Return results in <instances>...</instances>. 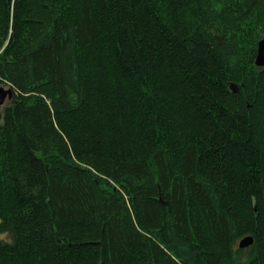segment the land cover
I'll return each mask as SVG.
<instances>
[{"label": "trees", "instance_id": "1", "mask_svg": "<svg viewBox=\"0 0 264 264\" xmlns=\"http://www.w3.org/2000/svg\"><path fill=\"white\" fill-rule=\"evenodd\" d=\"M260 35L264 0H0V264H264Z\"/></svg>", "mask_w": 264, "mask_h": 264}, {"label": "water", "instance_id": "2", "mask_svg": "<svg viewBox=\"0 0 264 264\" xmlns=\"http://www.w3.org/2000/svg\"><path fill=\"white\" fill-rule=\"evenodd\" d=\"M255 64L257 66H264V37L260 38L257 42V52L255 56ZM10 91V88L0 84V101L7 95V93ZM253 241V237L251 235H245L242 237L238 245L239 247H246L249 244H251Z\"/></svg>", "mask_w": 264, "mask_h": 264}, {"label": "rangeland", "instance_id": "3", "mask_svg": "<svg viewBox=\"0 0 264 264\" xmlns=\"http://www.w3.org/2000/svg\"><path fill=\"white\" fill-rule=\"evenodd\" d=\"M262 37H264V35H260V37L258 38V40H259L260 38H262ZM8 101H9V100H8V98H7L6 96L2 99V101H0V121H1V112H2V110H3L4 105L7 104Z\"/></svg>", "mask_w": 264, "mask_h": 264}]
</instances>
